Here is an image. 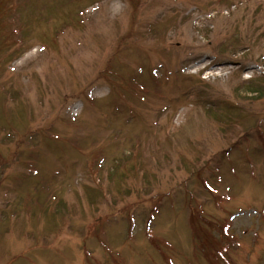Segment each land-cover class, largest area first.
Masks as SVG:
<instances>
[{"label":"rangeland","instance_id":"374dc122","mask_svg":"<svg viewBox=\"0 0 264 264\" xmlns=\"http://www.w3.org/2000/svg\"><path fill=\"white\" fill-rule=\"evenodd\" d=\"M0 264H264V0H0Z\"/></svg>","mask_w":264,"mask_h":264}]
</instances>
